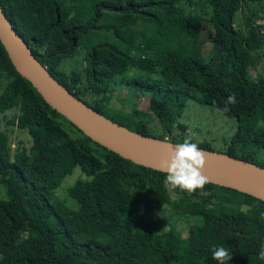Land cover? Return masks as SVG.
Here are the masks:
<instances>
[{
	"label": "trees",
	"instance_id": "16d2710c",
	"mask_svg": "<svg viewBox=\"0 0 264 264\" xmlns=\"http://www.w3.org/2000/svg\"><path fill=\"white\" fill-rule=\"evenodd\" d=\"M192 0H0L16 32L50 75L96 112L129 130L161 140L173 136L187 101L209 105L234 119L236 131L224 154L261 167L264 152V79L251 75L253 53L264 49V24L247 33L234 27L237 12L264 0H207L213 28L204 55L199 35L205 19L186 9ZM139 21L153 32L136 31ZM85 50V81L59 68ZM129 68L157 75L125 77ZM120 78V79H119ZM122 84L133 94L148 92V109L162 135L148 134L145 113L131 97V120L110 115L101 100ZM129 92V91H128ZM143 95V94H142ZM235 95L230 111H221ZM17 111L16 126L32 145L12 153L0 129V264H217L212 249L230 248L228 264H264V201L208 183L203 195L165 186L166 173L132 163L85 136L53 110L11 64L0 42V114ZM74 129V137L66 129ZM175 138V136H173ZM169 140L175 143L184 141ZM199 148L212 150L209 144ZM79 167L86 179L67 189L77 208L53 201L64 178ZM164 206L201 220L181 237ZM137 221L133 228L132 221Z\"/></svg>",
	"mask_w": 264,
	"mask_h": 264
},
{
	"label": "rangeland",
	"instance_id": "374dc122",
	"mask_svg": "<svg viewBox=\"0 0 264 264\" xmlns=\"http://www.w3.org/2000/svg\"><path fill=\"white\" fill-rule=\"evenodd\" d=\"M193 4H188L187 1L184 5L187 10L201 15L206 21L201 29L199 35V48L204 55H207L212 48L211 36L213 34V28L209 23L211 16V9L207 3V0H192ZM251 23H263L264 24V6L261 4H248L244 8L240 9L234 18V27L247 33V24ZM136 31H145L148 34L153 32L154 26L146 25L142 21H139L134 27ZM85 50L80 48L77 54L68 60H65L61 67V71L69 75L71 72H77L84 79L83 85H86L85 81V61H84ZM254 66L250 68L251 75H259L264 79V49L253 53ZM125 77L136 78L139 80H154L159 78L157 75L147 73L146 71L138 68H129L124 74ZM120 79V78H119ZM129 91V92H128ZM126 89L121 83L117 86L112 87L111 91L107 95L101 96L90 93L88 91L82 94V99L90 104H94L97 100H101L105 110L110 115H122L124 120H131V108L129 100L131 97L137 99L143 96L138 103V109L145 113V118L148 121V134L151 136L159 137L162 135V129L155 118L154 114L148 109V92L139 91L131 92ZM143 94V95H142ZM17 111H7L4 114H0V129L7 133L9 138V144L12 153L17 149L26 148L30 149L32 145L31 138L29 135L22 130H19L16 126ZM177 124L184 126V129H174L173 136H168L169 140L173 138L178 142L191 137L193 143H207L213 151L219 153H225L228 149L232 137L236 131V123L234 119L228 118L217 109L205 105L199 104L193 101H187L185 109L181 117L177 120ZM68 129L74 137H79V133L74 129ZM259 160L264 161V152L258 153ZM85 174L82 173L79 167L73 170L71 175L64 178L61 185L55 190L53 195V201H61L66 203L68 206L77 208L76 202L68 196L67 189L71 187L77 180L86 179ZM168 194L174 199L175 193L171 186H168ZM8 194L3 185H0V200H7ZM162 214L167 216L173 227L179 232L181 237L187 235V228L192 224H200L199 218L178 214L170 206H164ZM133 228L137 225V221H132Z\"/></svg>",
	"mask_w": 264,
	"mask_h": 264
},
{
	"label": "water",
	"instance_id": "95a60500",
	"mask_svg": "<svg viewBox=\"0 0 264 264\" xmlns=\"http://www.w3.org/2000/svg\"><path fill=\"white\" fill-rule=\"evenodd\" d=\"M0 42L15 70L23 76L53 110L85 136L134 164L165 173L159 162L175 142L141 135L96 112L76 98L35 58L28 45L8 21L0 4ZM206 157L204 175L209 183L233 189L264 201V167L200 148Z\"/></svg>",
	"mask_w": 264,
	"mask_h": 264
},
{
	"label": "clouds",
	"instance_id": "9594fccd",
	"mask_svg": "<svg viewBox=\"0 0 264 264\" xmlns=\"http://www.w3.org/2000/svg\"><path fill=\"white\" fill-rule=\"evenodd\" d=\"M236 102L235 95H230L221 111H230L229 105H235ZM206 163L205 153L197 143L192 142L191 137H186L183 142L168 148V154L160 160L159 168L166 173V187L171 186V188L179 189L190 196L199 190L207 196L210 193L205 191V185L210 181L204 175ZM231 255L230 248L222 245L212 249V259L217 264H228ZM257 256L261 261H264V245L261 246Z\"/></svg>",
	"mask_w": 264,
	"mask_h": 264
},
{
	"label": "built area",
	"instance_id": "2783aa9c",
	"mask_svg": "<svg viewBox=\"0 0 264 264\" xmlns=\"http://www.w3.org/2000/svg\"><path fill=\"white\" fill-rule=\"evenodd\" d=\"M165 140H168V141H169V139H168V138H165Z\"/></svg>",
	"mask_w": 264,
	"mask_h": 264
}]
</instances>
